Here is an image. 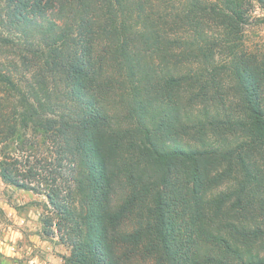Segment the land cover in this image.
<instances>
[{
    "label": "trees",
    "instance_id": "16d2710c",
    "mask_svg": "<svg viewBox=\"0 0 264 264\" xmlns=\"http://www.w3.org/2000/svg\"><path fill=\"white\" fill-rule=\"evenodd\" d=\"M264 0H0V179L62 264H264Z\"/></svg>",
    "mask_w": 264,
    "mask_h": 264
},
{
    "label": "rangeland",
    "instance_id": "374dc122",
    "mask_svg": "<svg viewBox=\"0 0 264 264\" xmlns=\"http://www.w3.org/2000/svg\"><path fill=\"white\" fill-rule=\"evenodd\" d=\"M257 17H264L259 7ZM247 43L253 50L264 44V25L248 26ZM51 213L42 193L18 189L0 179V264H62L69 248L58 233L48 236L43 227L42 219Z\"/></svg>",
    "mask_w": 264,
    "mask_h": 264
}]
</instances>
